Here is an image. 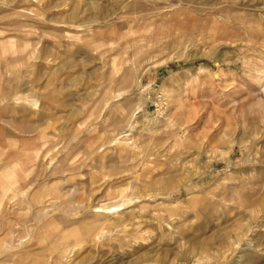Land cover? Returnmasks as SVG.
I'll list each match as a JSON object with an SVG mask.
<instances>
[{
  "label": "clouds",
  "instance_id": "1",
  "mask_svg": "<svg viewBox=\"0 0 264 264\" xmlns=\"http://www.w3.org/2000/svg\"><path fill=\"white\" fill-rule=\"evenodd\" d=\"M22 2L27 25L0 16V264L264 258V0ZM87 107L66 142L41 127Z\"/></svg>",
  "mask_w": 264,
  "mask_h": 264
},
{
  "label": "rangeland",
  "instance_id": "2",
  "mask_svg": "<svg viewBox=\"0 0 264 264\" xmlns=\"http://www.w3.org/2000/svg\"><path fill=\"white\" fill-rule=\"evenodd\" d=\"M29 7L30 6L28 4H24L21 0V2H18L11 9L0 8V16L11 17V19H7L4 21L5 26L16 27L18 25H27L28 23H30L27 20L21 19V17L24 16L25 12L29 10ZM31 7H36V6L31 5ZM53 14H56V13H53ZM48 27L52 28L53 26L49 25ZM46 42L50 43V41H46ZM98 99L99 98H97V100ZM191 106H192V111L189 113V116L193 118V122L191 126L195 127V125H200V128L198 131L201 134L207 133V135L205 136V142L211 140L212 136L216 135V129L210 128L208 126L209 121L211 120V115L209 113H202L200 111V105L199 103L196 102V98H194L193 101L191 102ZM62 115H63L62 112L58 113V116H62ZM92 115H93L92 107H87L85 108L83 116H80L67 124L61 123L59 120H54L51 122H45V124L41 125V127H46L47 135L51 137H55L57 133H62L64 140L66 142L67 140H70L74 135H76L78 131H81L86 126V123L89 121ZM105 115H107V113H105ZM49 123L55 125V131H53L52 128L49 127ZM100 131L102 133L103 129H101ZM81 140H83L84 143L78 149L79 151H88L92 147V145H95L96 148L101 147V144L97 143V141L100 140V133H97L96 135H93V136H89L87 135V133H85V135L81 136ZM112 148L116 151L117 156H119V150L115 149L114 145L112 146ZM47 151L48 150L45 149V152L41 153V155L42 156L45 155ZM105 152H108L109 155L104 156ZM100 157H104V163L106 165L108 162H110L111 159L114 158L112 156V153L109 152L108 148H105L104 152L99 153V155L96 157L97 162H100ZM160 175L161 174L157 172L153 174L152 179H157ZM105 191H107V189H105ZM103 194H104L103 192L100 193V195H103ZM252 264H264V258L253 257Z\"/></svg>",
  "mask_w": 264,
  "mask_h": 264
}]
</instances>
